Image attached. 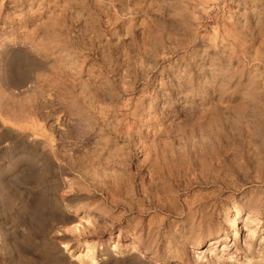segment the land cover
<instances>
[{
	"label": "rangeland",
	"instance_id": "obj_1",
	"mask_svg": "<svg viewBox=\"0 0 264 264\" xmlns=\"http://www.w3.org/2000/svg\"><path fill=\"white\" fill-rule=\"evenodd\" d=\"M0 264H264V0H0Z\"/></svg>",
	"mask_w": 264,
	"mask_h": 264
}]
</instances>
